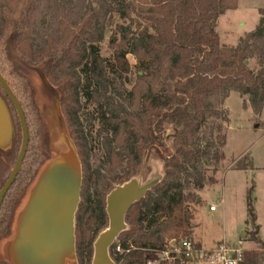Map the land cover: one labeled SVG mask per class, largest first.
<instances>
[{"label":"trees","instance_id":"trees-1","mask_svg":"<svg viewBox=\"0 0 264 264\" xmlns=\"http://www.w3.org/2000/svg\"><path fill=\"white\" fill-rule=\"evenodd\" d=\"M237 1L0 0V75L20 102L29 134L20 169L0 204V245L13 235L17 210L51 150L46 107L36 101L31 72L57 100L58 123L66 126L80 164L74 221L78 264H90L93 242L107 226V194L142 171L147 180L152 154L161 159V176L127 212L126 228L112 246L119 242L124 252L112 258L115 264H143L144 249L191 236L188 205L197 200L195 190L214 183L208 165L215 172L224 158L225 99L232 91L247 96L242 107L255 117L264 106V6L257 26L234 46L222 44L215 29L218 17L235 9ZM118 20L128 21L127 29ZM106 30L112 51L107 58L99 47ZM128 54L137 63L133 80ZM248 60H256L258 68L250 69ZM0 95L13 124L9 145L0 147L1 189L15 164L22 130L1 85ZM90 103L96 117L84 112ZM94 120L101 155L92 147ZM252 190L246 191V204L248 222L254 224ZM251 240L257 248L244 249L238 264H264L258 226ZM0 264L9 263L0 255Z\"/></svg>","mask_w":264,"mask_h":264},{"label":"rangeland","instance_id":"rangeland-1","mask_svg":"<svg viewBox=\"0 0 264 264\" xmlns=\"http://www.w3.org/2000/svg\"><path fill=\"white\" fill-rule=\"evenodd\" d=\"M263 6L264 0H238L235 9L227 10L220 15L215 27L220 42L227 46L236 45L242 35L244 36L257 26L259 21L258 9ZM117 22L127 29L128 21L118 20ZM109 35L110 30H106L105 40L99 45L100 54L105 58L112 53L107 45ZM127 59L132 66L130 78L133 80L137 73V63L131 54L127 55ZM246 63L250 69H257L259 66L256 60H248ZM28 79L34 89L38 105L46 107L45 120L50 136L51 150L49 158L44 163L37 179L17 210L13 235L1 242L0 255L9 264H12L11 247L18 220L40 174L46 165L63 151L59 149L58 144H66L68 147L67 153L77 157L76 149L69 137L66 126L64 124L61 126L58 123L60 111L57 100L49 96V92H47L37 74L31 72ZM128 86L130 87V84ZM246 98L247 96L241 97L237 92L232 91L225 99L223 107L227 112L229 122L225 124L226 127L224 128L226 137L222 149L224 158L215 172H212V167L208 165L207 174L213 177L214 183L206 185L201 190H195L199 201L188 205L189 210L193 213L191 221L192 234L190 237L204 248L212 247L213 243L216 244L224 240L229 243L240 241L245 250L256 249L257 244L251 240V234L255 231V226H258V236L264 240V108L260 115L255 117L250 110L246 111L242 108V100ZM82 101L84 102L83 98ZM84 112L96 117V106L91 103L86 104ZM86 117L88 116L86 115ZM98 127L97 120H94V127L90 134L93 137V151L97 155H101L100 138H97ZM237 160L238 162L235 163ZM151 163L153 164V173L147 175V180H144V171L134 177L140 184H145L154 178L159 180L162 172L161 159L152 154ZM244 165H246L244 169L234 168ZM252 186L251 196L254 199L253 207L256 214L254 224L248 222L246 204V191ZM210 205H214L216 211H210ZM199 239L202 243L199 242ZM64 264H78L75 254L70 258H66ZM193 264L209 263L198 261Z\"/></svg>","mask_w":264,"mask_h":264},{"label":"water","instance_id":"water-1","mask_svg":"<svg viewBox=\"0 0 264 264\" xmlns=\"http://www.w3.org/2000/svg\"><path fill=\"white\" fill-rule=\"evenodd\" d=\"M0 85L13 103L20 121L22 140L15 164L0 189V204L14 182L26 154L29 134L20 102L0 75ZM13 124L8 107L0 95V147L9 145ZM158 182L145 184L136 179L115 186L106 196L107 227L93 243L91 264H113L108 248L126 228L125 216ZM81 169L78 158L62 151L40 174L18 220L11 247L12 264H64L75 254L74 221L80 200ZM199 201V198L196 200Z\"/></svg>","mask_w":264,"mask_h":264},{"label":"built area","instance_id":"built-area-1","mask_svg":"<svg viewBox=\"0 0 264 264\" xmlns=\"http://www.w3.org/2000/svg\"><path fill=\"white\" fill-rule=\"evenodd\" d=\"M216 207L209 206L213 211ZM244 248L241 242L229 243L219 241L212 247L204 248L191 237H173L166 239L159 248H147L143 253V264H193L206 261L209 264H238L242 260ZM124 252L121 244L116 242L112 254L116 256ZM113 264L115 261L111 259Z\"/></svg>","mask_w":264,"mask_h":264},{"label":"flooded vegetation","instance_id":"flooded-vegetation-1","mask_svg":"<svg viewBox=\"0 0 264 264\" xmlns=\"http://www.w3.org/2000/svg\"><path fill=\"white\" fill-rule=\"evenodd\" d=\"M117 186V185H116ZM105 200H106V198H105ZM105 207H106V202H105ZM108 219V218H107ZM15 224V223H14ZM108 224V223H107ZM125 224H126V222H125ZM107 227V226H106ZM99 235V234H98ZM119 236V235H118ZM118 236L116 237V239L113 241V243L110 245V247L108 248V255H109V257H110V259H112V246H113V244H114V242L117 240V238H118ZM97 238V237H96ZM94 243V242H93ZM92 247H93V245H92ZM75 256H76V254H75ZM92 258H93V253H92ZM7 262V261H6ZM11 262V261H10ZM91 262H92V259H91ZM91 262H90V264H91ZM12 263V262H11Z\"/></svg>","mask_w":264,"mask_h":264},{"label":"bare ground","instance_id":"bare-ground-1","mask_svg":"<svg viewBox=\"0 0 264 264\" xmlns=\"http://www.w3.org/2000/svg\"><path fill=\"white\" fill-rule=\"evenodd\" d=\"M56 143H59V142H56ZM56 143H55V144H56ZM58 145L60 146L59 149H60L61 151L63 150L64 152H67L68 147H67L66 144L63 145V144H60V143H59Z\"/></svg>","mask_w":264,"mask_h":264},{"label":"crops","instance_id":"crops-1","mask_svg":"<svg viewBox=\"0 0 264 264\" xmlns=\"http://www.w3.org/2000/svg\"><path fill=\"white\" fill-rule=\"evenodd\" d=\"M242 36H243V35H242ZM241 105H242V104H241ZM242 108H243V107H242ZM263 108H264V106H263ZM263 108H262V110H263ZM243 109L246 110V111H247V110H250V111H251L250 108H243ZM261 112H262V111H261ZM251 113H252V111H251ZM252 115H253V113H252ZM214 211H216V209L213 210V212H214ZM199 240H200L199 242L202 243L201 239H199ZM213 245H214V243H213L211 246H213Z\"/></svg>","mask_w":264,"mask_h":264}]
</instances>
